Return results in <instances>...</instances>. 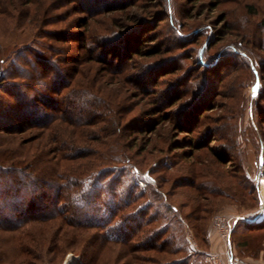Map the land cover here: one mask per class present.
<instances>
[{
	"label": "rangeland",
	"instance_id": "1",
	"mask_svg": "<svg viewBox=\"0 0 264 264\" xmlns=\"http://www.w3.org/2000/svg\"><path fill=\"white\" fill-rule=\"evenodd\" d=\"M82 1L21 0L17 11L24 28L9 32L0 42L21 46L43 40L48 48L56 49L53 53L58 51L53 57L66 69L62 71L68 76L64 81L74 73L78 90H88L117 111L120 107L122 140L118 141L129 146L121 153L129 158L126 171L135 177L140 190L148 184L162 193L150 213L166 215L156 206L164 203L185 219L182 234L186 243L178 244L185 252L157 254L117 245L114 247L121 256L127 254L120 264H153L149 259L154 258L170 264L183 259L185 264H212L209 255L220 252L214 249L219 239L213 218L243 216L264 200V0H95L89 5ZM206 40L208 67L199 64L197 57V49ZM2 69L13 68L6 63ZM44 69L32 72L31 81L42 76ZM253 70L258 71L259 81ZM256 81L258 90L254 92L251 88ZM12 103L9 107L15 106ZM58 105L69 107L61 102ZM96 106L93 103L92 107ZM104 108L99 109L103 112ZM90 110L93 108L76 113ZM1 114L5 121L13 118ZM41 133L39 128L24 125L10 132L0 130V158L23 165L34 160L37 168L47 159L55 162L59 155L52 152L55 144L46 135L37 139ZM81 144L88 149L84 155L105 150L94 141ZM78 162L85 164L61 160L59 173L88 172L99 163L92 157ZM49 174L55 173L48 170L41 176ZM107 175L116 177L108 181L110 186L115 181L118 191L124 187L125 178L116 180L120 171ZM16 176L0 170V264H63L71 257L77 264L85 242L99 231L63 226L60 219L19 227L21 220L41 215L54 200V192L40 199L37 183L22 184L25 180L19 178L18 182ZM251 184L257 189V201L249 194ZM200 188L222 190L229 197L205 198L206 194H199ZM29 191L36 193L35 202ZM146 201L141 198L139 203ZM194 203H211L204 222L207 242L202 236L195 237L196 229L190 226L197 225L191 213ZM64 204L70 212L74 203ZM64 218L71 223L72 216ZM164 222L160 219L144 229ZM79 235L85 242L72 246L69 239H79ZM209 237L217 238L213 247ZM140 239L133 244L141 245ZM173 247L178 246L168 245L167 250L173 251Z\"/></svg>",
	"mask_w": 264,
	"mask_h": 264
},
{
	"label": "trees",
	"instance_id": "2",
	"mask_svg": "<svg viewBox=\"0 0 264 264\" xmlns=\"http://www.w3.org/2000/svg\"><path fill=\"white\" fill-rule=\"evenodd\" d=\"M20 1L0 0V38L6 37L11 31L18 30L21 27L24 28V25L18 20L20 17L17 9ZM82 2L89 5V2L94 4L97 1L83 0ZM27 3L32 4L31 1H27ZM197 32V30L194 31V33ZM207 43L208 40L197 49L198 62L204 67L209 66L204 57ZM53 49L55 48L53 47ZM53 49L48 48L43 40L39 42L32 41L21 46L3 45L0 42V89L8 87L6 90L3 89L4 92L1 90L0 96L1 94L10 96L7 99H0V130L10 132L12 128L20 125L39 128L42 133L36 138H42L43 135H46L47 139L55 144L52 152L59 154L55 162L47 159L44 163H38L40 168L36 167L34 160L28 162L27 165H23L19 163L20 161L8 162L7 158H0V170H4L5 173L11 175L17 174L16 180L18 182L20 181L19 178L25 180L22 184L26 181L37 183L41 192L40 199L46 198L45 196L49 192H54V200H50L49 204L42 209L41 215L32 217L30 221L21 220L22 223L20 222L18 226L21 227V225L28 223H50L60 219L63 220V226L73 227L84 232L92 229L98 230L99 233L91 235L89 238L84 233L88 238L86 242V238L80 235L79 239L78 236H72L69 239L72 246L79 245L82 242H85L86 245L77 264H120L121 259L125 258L127 254L121 256L122 253L120 254L114 247L117 245H124L123 247L135 251L151 250L157 252V254H173L176 251L185 252L182 244V247L178 245L186 243V239L182 234V223L185 219L179 218L176 208L166 206L164 203H158L156 206L164 213L167 212L166 215L161 216L157 211L151 214L150 208L155 205L156 197H160L162 193L148 184L145 185L146 189L140 190L137 187L135 177L132 173L126 171L125 165H128L129 158L123 157L121 153L124 149H129V146L124 145L122 141H118L122 140L119 137L122 130L120 120L123 116L119 110L120 107H117V111L95 95L93 96L88 90H78V87H76V84H78L77 77L74 73L73 75L71 73L72 76L64 81V78H68V76L62 71L66 69L61 66L58 59L53 57V55L58 54V51L53 53ZM20 60L21 62L18 63ZM6 63H9L13 69L3 71V65ZM43 69L45 73H41L42 76L37 75L36 81H31L33 78L31 73L41 72ZM79 73L80 69L77 70L76 74ZM252 74L255 80L259 81L258 71L253 70ZM66 90L69 91L70 97H68ZM5 101L9 102L5 103ZM13 101L15 106L9 107L13 104ZM58 102L69 107L61 109ZM93 103L99 106L94 108L92 107ZM89 107L93 110L85 111L82 115L76 113V110H86ZM101 107L106 111L102 112L99 109ZM1 112L8 113L10 117L13 116L12 120L5 121ZM13 120H17V122H12ZM84 127L89 129L94 127L95 129L89 130L84 129ZM20 132H23V130H20ZM68 135L69 137L66 138ZM103 139L108 141L102 143ZM86 141H94L97 146H104L105 150L101 153L99 150L97 153L92 154L87 152L84 155L82 153H85L88 149L80 145H83L81 143ZM91 157L95 161L98 160L99 163L92 164L90 171L74 175L59 173V170L63 169V165H60L61 160L76 162L79 166L85 164V162L80 163L78 161ZM34 169L41 172H35ZM43 170L44 172L52 170L55 174H49L46 177L41 176L44 173ZM115 170L120 171V177L116 179L117 182L121 178H125L124 187L119 191L118 187L114 185L115 181L111 186L108 182L116 177L108 178L107 173L111 174ZM215 188L212 190L200 188L199 194H206L205 198L206 196H213L214 198L229 197L226 192L222 190L218 192V189ZM256 192V187L251 184L249 194L254 195L255 201L258 200ZM35 194V192L29 191V196L34 202L37 200ZM104 194L105 197H103ZM64 198H66V202H63ZM141 198H145L147 201L141 204L139 203ZM63 203H74L72 210L69 212L67 209L70 208L67 207V204L62 205ZM205 204H192L193 210L191 213L195 215L194 221L197 225L196 227L195 225L190 226L192 229H196L195 237L202 236V240L207 242V234L204 231V222L207 221L205 215H208L212 208L211 203ZM223 204H220L217 209H220ZM129 207H132V209L125 211ZM66 214L72 216L71 223H66L64 218ZM200 214H204V217ZM160 219H164L165 222L151 229H144ZM239 227L250 230L252 241L264 237V222L254 226V224H246L244 221L239 220L231 230L230 239L232 243L233 235ZM135 239H140L142 244H133ZM174 244L178 247H173V251L167 250L168 245ZM149 260H152L153 264H170L155 258ZM134 261L136 262L135 259ZM178 262L176 264H185L183 263L185 262L184 259L182 263Z\"/></svg>",
	"mask_w": 264,
	"mask_h": 264
},
{
	"label": "crops",
	"instance_id": "3",
	"mask_svg": "<svg viewBox=\"0 0 264 264\" xmlns=\"http://www.w3.org/2000/svg\"><path fill=\"white\" fill-rule=\"evenodd\" d=\"M243 214V213H242ZM244 217L252 218L257 216L256 220L250 223H246L243 219L240 221H244L246 224H254V226H258L264 222V200L260 201L258 206L254 208L252 211L243 214ZM251 216V217H250ZM251 232L244 227H239L234 235H233V243L230 239V248L237 257L246 258L248 261L255 262L256 264H264V237L255 239L252 241ZM212 242V247L214 245V240L216 237H209ZM216 238V239H215ZM219 241L215 242V248L218 251H221V244L219 245ZM219 245V246H218Z\"/></svg>",
	"mask_w": 264,
	"mask_h": 264
},
{
	"label": "built area",
	"instance_id": "4",
	"mask_svg": "<svg viewBox=\"0 0 264 264\" xmlns=\"http://www.w3.org/2000/svg\"><path fill=\"white\" fill-rule=\"evenodd\" d=\"M261 175V172L258 171ZM257 216L248 218L244 215H233V216H215L212 220V227L218 235V239L221 244V251L218 253H211L209 258L212 264H256L255 262L238 258L232 253L230 248V235L234 225L243 219L246 223L253 222Z\"/></svg>",
	"mask_w": 264,
	"mask_h": 264
},
{
	"label": "water",
	"instance_id": "5",
	"mask_svg": "<svg viewBox=\"0 0 264 264\" xmlns=\"http://www.w3.org/2000/svg\"><path fill=\"white\" fill-rule=\"evenodd\" d=\"M252 91H257L258 90V81H256L254 84H253V86H252ZM259 165H262V161H260V164Z\"/></svg>",
	"mask_w": 264,
	"mask_h": 264
},
{
	"label": "bare ground",
	"instance_id": "6",
	"mask_svg": "<svg viewBox=\"0 0 264 264\" xmlns=\"http://www.w3.org/2000/svg\"><path fill=\"white\" fill-rule=\"evenodd\" d=\"M262 177H264V175H262ZM74 257L68 258L63 264H74V259H72Z\"/></svg>",
	"mask_w": 264,
	"mask_h": 264
}]
</instances>
